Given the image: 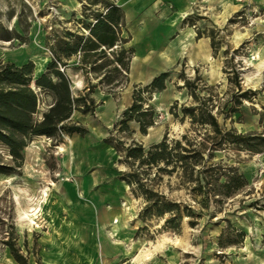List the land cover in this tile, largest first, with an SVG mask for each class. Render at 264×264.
Segmentation results:
<instances>
[{"label": "rangeland", "instance_id": "374dc122", "mask_svg": "<svg viewBox=\"0 0 264 264\" xmlns=\"http://www.w3.org/2000/svg\"><path fill=\"white\" fill-rule=\"evenodd\" d=\"M117 1L0 0V58L41 63L54 60L55 49L63 58L58 69L84 81V98L100 95L99 105L118 100L128 87L133 54L123 28L117 27L120 48L105 49L96 60L79 54L75 62L65 53L89 37L87 25ZM200 2L204 7L197 3L185 24L197 38L211 39L212 58L190 69L184 65L169 90L135 88L131 106L141 104L146 112L135 114L145 131L140 124L133 132L125 116L107 127L104 142L116 151L109 180L119 191L116 202L67 196L64 184L77 182V174L68 173L75 163L71 135L33 137L21 162L0 143V164L11 167L0 173V264H264V142L255 141L249 151L224 138L227 132L264 136V0ZM98 58L95 66L87 63ZM64 62L71 64L69 72ZM36 91L42 117L53 98ZM192 107L198 114L211 110L223 134L193 123L183 111ZM165 139L202 149L203 159L185 174L181 167L168 173L159 170L164 164L126 157L130 147L141 145L147 155ZM235 173L243 175V184L227 195L225 183ZM165 201L175 203L174 213L159 214ZM114 208L121 215H107Z\"/></svg>", "mask_w": 264, "mask_h": 264}, {"label": "crops", "instance_id": "0c3cea01", "mask_svg": "<svg viewBox=\"0 0 264 264\" xmlns=\"http://www.w3.org/2000/svg\"><path fill=\"white\" fill-rule=\"evenodd\" d=\"M197 3L199 7H204L200 0H118L115 3L122 16L120 23L121 30L123 28L122 36L124 32L129 35L125 45L133 53L127 65L128 87L123 91L121 100L109 98L103 105H99L100 95H92L90 102L84 98V81L80 78L73 80L67 74L71 96L76 100L67 123L84 129L83 133L68 136L75 143V163L71 162L68 173L77 174L76 183L64 184L70 199L76 201L79 198L85 199L94 204L116 202L119 191L117 186H111L109 181L114 170L116 151L104 142L107 127L124 118L125 111L131 107L133 101L132 92L137 86H150L155 78L167 73L165 89L161 91L169 90L173 75L182 72L184 65L190 69L212 58L211 39L207 36L197 38L196 30L185 24L186 17L191 14ZM117 36L118 41L111 50L120 48L122 44V37L118 32ZM79 54L85 55V52H78L75 55V62H78ZM100 61L93 60L91 63L95 66ZM27 62L16 64L22 66ZM33 62L35 76H39L45 73L50 61ZM66 67L69 72L71 64H67ZM93 100L96 101L95 104L92 103ZM86 106L89 108L86 109ZM107 106H111L110 113L105 111ZM126 125L133 132L140 129V123L135 119L128 120ZM96 187H100L99 191L92 193L91 189ZM121 211L123 212L119 208H114L108 211L107 215L114 217L121 215Z\"/></svg>", "mask_w": 264, "mask_h": 264}, {"label": "trees", "instance_id": "16d2710c", "mask_svg": "<svg viewBox=\"0 0 264 264\" xmlns=\"http://www.w3.org/2000/svg\"><path fill=\"white\" fill-rule=\"evenodd\" d=\"M122 16L115 3L108 5V12L105 15H99L94 23L87 25L89 37L79 38V40L65 50L67 55H76L78 52L84 51V58L99 56L100 52L105 49H113L118 41L117 27H120ZM104 46L105 48H102ZM93 51V53H91ZM54 60L47 65V72L35 76V63L28 61L22 66L14 62H5L0 58V143L9 148L15 162L23 161L24 150L29 141L33 137L47 136L50 138L60 137L61 135H71L74 133H83L81 127L67 123L74 110V100L71 96L70 80L66 73L61 72L57 67V62H63L60 53L53 49ZM92 54V55H90ZM96 54V55H95ZM102 60V58H98ZM97 60V61H98ZM96 61V62H97ZM95 62V61H94ZM123 63L122 59L118 60ZM90 63L91 62H87ZM65 66L67 63H63ZM168 77L165 73L155 78L147 89L163 90L165 89L164 81ZM42 92H47L52 96V103L47 111L42 113V117L38 116L39 108L42 103L40 93L32 87ZM242 96H247L246 93ZM86 103V101H85ZM89 106H86L88 109ZM141 104H133L125 111L124 124L128 120L135 119L141 124V129L145 131L146 123L142 122L139 113H141ZM183 111L190 115L193 123H199L202 126H211L215 133L223 134L216 116L211 110H201L200 114L196 112V108H184ZM230 142H236L241 147L249 151L255 150V141L264 142L263 135L257 134H237L227 132L225 137ZM187 140V135L183 136ZM189 142V140H187ZM127 158L139 161L141 164L160 166L164 164L166 167H159L160 171L173 172L177 167L183 168L185 174H188L189 168L195 169L200 159H203L202 149L188 144L183 146L180 140L163 142L155 145L147 155L141 145L130 147L127 149ZM20 166V165H19ZM173 169H168V167ZM11 167L0 164V173H10ZM186 176V175H185ZM136 178V176H133ZM190 181V175L186 176ZM244 181L243 175L233 174L225 183L227 195L231 190L239 188ZM150 198L153 193L146 192ZM174 204V205H173ZM151 207L147 208V210ZM175 203L163 202L159 207V214L173 212L177 209ZM175 216L168 219L167 223H172ZM10 244V243H7ZM14 255L17 254L13 245L10 246Z\"/></svg>", "mask_w": 264, "mask_h": 264}, {"label": "bare ground", "instance_id": "6f19581e", "mask_svg": "<svg viewBox=\"0 0 264 264\" xmlns=\"http://www.w3.org/2000/svg\"><path fill=\"white\" fill-rule=\"evenodd\" d=\"M39 67V66H38ZM61 149L63 150L64 148L63 147H61ZM59 151H61V150H59ZM36 209H37V207H36ZM39 209V208H38ZM39 212V211H38ZM38 212H35L33 215H37L38 214ZM31 215V214H30ZM34 217V216H33ZM29 218V217H28ZM32 219V218H31ZM116 222H118V221H116ZM32 224V223H31ZM36 224V223H35Z\"/></svg>", "mask_w": 264, "mask_h": 264}, {"label": "built area", "instance_id": "2783aa9c", "mask_svg": "<svg viewBox=\"0 0 264 264\" xmlns=\"http://www.w3.org/2000/svg\"><path fill=\"white\" fill-rule=\"evenodd\" d=\"M62 71H63V69H62Z\"/></svg>", "mask_w": 264, "mask_h": 264}]
</instances>
